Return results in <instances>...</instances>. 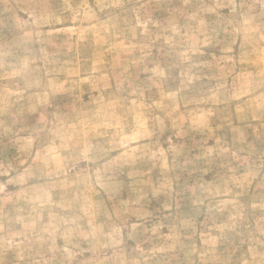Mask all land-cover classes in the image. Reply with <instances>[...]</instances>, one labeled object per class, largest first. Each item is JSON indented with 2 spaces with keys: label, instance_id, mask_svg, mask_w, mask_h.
<instances>
[{
  "label": "rangeland",
  "instance_id": "rangeland-1",
  "mask_svg": "<svg viewBox=\"0 0 264 264\" xmlns=\"http://www.w3.org/2000/svg\"><path fill=\"white\" fill-rule=\"evenodd\" d=\"M0 264H264V0H0Z\"/></svg>",
  "mask_w": 264,
  "mask_h": 264
}]
</instances>
